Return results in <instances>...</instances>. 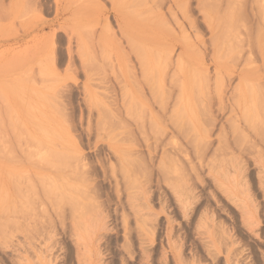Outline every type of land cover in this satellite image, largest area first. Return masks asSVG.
I'll use <instances>...</instances> for the list:
<instances>
[{
  "label": "rangeland",
  "instance_id": "rangeland-1",
  "mask_svg": "<svg viewBox=\"0 0 264 264\" xmlns=\"http://www.w3.org/2000/svg\"><path fill=\"white\" fill-rule=\"evenodd\" d=\"M257 1L0 0V264H264Z\"/></svg>",
  "mask_w": 264,
  "mask_h": 264
},
{
  "label": "bare ground",
  "instance_id": "bare-ground-1",
  "mask_svg": "<svg viewBox=\"0 0 264 264\" xmlns=\"http://www.w3.org/2000/svg\"><path fill=\"white\" fill-rule=\"evenodd\" d=\"M257 1V0H256ZM177 5H179V3H176ZM254 11H256V15L258 16V18H260L261 19V21L263 20V18H264V5L261 3V1H257V3H256V5H255V7H254ZM185 14V13H184ZM175 15V14H174ZM253 15V14H252ZM176 16V15H175ZM255 16V15H254ZM253 16V17H254ZM174 18H176V17H174ZM257 18V19H258ZM177 19H178V17H177ZM259 20V19H258ZM178 21V20H177ZM180 21H178L177 23L178 24H180L179 23ZM258 22V21H257ZM181 25V24H180ZM127 26V25H126ZM220 51V50H218V48L217 47H215V49H214V51ZM214 51H213V53H214ZM260 53H261V55L262 56H264L263 55V53H264V50H262L261 48H260V51H259ZM219 53V52H218ZM215 54V53H214ZM217 55V54H216ZM248 66V65H247ZM241 151V150H240ZM244 151H246V150H244ZM255 152H257L256 150H254ZM249 152V151H248ZM250 152H252V151H250ZM226 153V152H225ZM224 153V154H225ZM224 154H223V156H224ZM239 154V153H238ZM238 154H236L235 156H233V155H231L230 156V158H232V159H227L226 161H229V162H227V163H223V164H218L217 165V167L215 166L216 164H214V163H210V161H209V163H210V165L208 164V166H209V171L210 172H212V175H213V180L216 182V184H217V187H218V189L223 193V194H225V196H227V198L228 199H230L233 203H236V201H237V204H239V208L242 210V211H246V213H247V216L248 215H251V214H249L250 212H251V209L249 208V205L251 204L252 205V207H255V205L253 204V201H252V199H250V195L248 196L247 195V190L244 188V190H243V188L241 187L240 188V186L241 185H243V184H241L240 186H239V183H238V181H237V174H238V172H239V170H240V165L238 164V159H239V155ZM250 154V153H249ZM252 154V156L251 157H253V155L255 154V153H251ZM229 155V153L227 154V156ZM218 156V155H217ZM226 156V157H227ZM226 157H225V159H226ZM238 157V159H236ZM217 158V157H216ZM216 158H215V161H218V160H216ZM219 158H220V156H219ZM218 158V159H219ZM228 158V157H227ZM225 159L223 160V158H221V160L222 161H225ZM253 159H255V163L257 162V158H254L253 157ZM237 160V161H236ZM220 161V160H219ZM259 162V165H260V167H263L264 168V159H263V157H262V159H260V161H258ZM258 162L256 163V164H258ZM207 164V163H206ZM259 165H258V167H259ZM229 166H230V168H232L233 169V173L231 174L230 173V168H229ZM1 187V186H0ZM242 189V190H241ZM2 190V187L0 188V191ZM245 190H246V193H245ZM2 192V191H1ZM249 192V191H248ZM248 197H247V196ZM247 198H246V197ZM239 201V202H238ZM252 203H251V202ZM253 209V208H252ZM255 210H256V208H254V212H255ZM253 211V210H252ZM245 212H243V214H244ZM245 213V214H246ZM252 213V212H251ZM252 216V215H251ZM249 217V216H248ZM250 220H252V218L250 219L249 218V221ZM254 221V220H253ZM251 222V221H250ZM255 222V221H254ZM208 232H211V231H208ZM211 236L212 235H209V238H210V242H213L212 241V238H211ZM214 243V242H213Z\"/></svg>",
  "mask_w": 264,
  "mask_h": 264
}]
</instances>
